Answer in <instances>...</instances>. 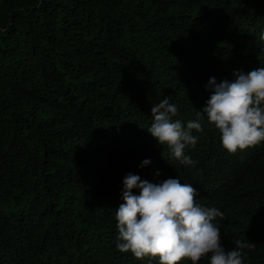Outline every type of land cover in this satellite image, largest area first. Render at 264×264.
<instances>
[{
	"label": "trees",
	"instance_id": "1",
	"mask_svg": "<svg viewBox=\"0 0 264 264\" xmlns=\"http://www.w3.org/2000/svg\"><path fill=\"white\" fill-rule=\"evenodd\" d=\"M261 34L264 0H0V264H159L116 247L129 173L193 185L264 264V142L229 154L197 115L210 78L264 67ZM164 98L202 125L193 165L147 131Z\"/></svg>",
	"mask_w": 264,
	"mask_h": 264
},
{
	"label": "clouds",
	"instance_id": "2",
	"mask_svg": "<svg viewBox=\"0 0 264 264\" xmlns=\"http://www.w3.org/2000/svg\"><path fill=\"white\" fill-rule=\"evenodd\" d=\"M260 39L264 41V34ZM236 79L216 82L210 78L206 86L212 94L206 107L198 111L220 133L222 148L229 154L255 148L264 142V67L248 73L234 72ZM177 106L162 99L151 109L153 122L147 131L160 145H167L174 159L193 165L186 147H195L193 130L202 132L200 122L189 120L185 127L177 116ZM144 160L141 167L149 165ZM159 175V172L156 173ZM123 200L116 209L119 241L117 249L131 252L137 259L159 258V264H180L189 259L197 264L210 254L211 264H243L244 249H255V244L235 241L226 251L221 244V231L214 221L224 213L215 207L196 203L197 189L180 179L169 178L155 184L129 173L123 180ZM139 189V195L132 190Z\"/></svg>",
	"mask_w": 264,
	"mask_h": 264
}]
</instances>
